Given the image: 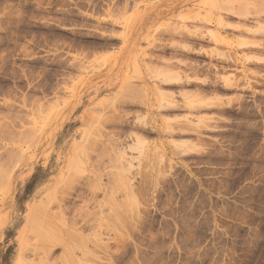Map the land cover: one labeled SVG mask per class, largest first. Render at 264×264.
<instances>
[{
    "label": "rangeland",
    "instance_id": "374dc122",
    "mask_svg": "<svg viewBox=\"0 0 264 264\" xmlns=\"http://www.w3.org/2000/svg\"><path fill=\"white\" fill-rule=\"evenodd\" d=\"M0 178V264H264V0H0Z\"/></svg>",
    "mask_w": 264,
    "mask_h": 264
},
{
    "label": "bare ground",
    "instance_id": "6f19581e",
    "mask_svg": "<svg viewBox=\"0 0 264 264\" xmlns=\"http://www.w3.org/2000/svg\"><path fill=\"white\" fill-rule=\"evenodd\" d=\"M262 3H263V2H262ZM260 11H261V10H260ZM262 12H263V11H262ZM243 13H244V12H243ZM256 13H257V12H256ZM75 168H76V167H75ZM75 173H76V172H75ZM0 179H1V178H0ZM67 179H68V178H67ZM69 179H70V178H69ZM2 180H4V178H3ZM2 184H3V183H2ZM58 184H59V183H58ZM63 187H64V186H63ZM55 188H56V187H55ZM60 189H61V188H60ZM58 192H59V191H58ZM49 194H50V193H49ZM58 194H59V193H58ZM60 194H61V193H60ZM54 196H55V195H54ZM56 197H57V196H56ZM58 197H59V195H58ZM44 198H45V197H44ZM47 199H48V198H47ZM49 199H50V198H49ZM61 200H63V199H61ZM46 201H47V200H45V202H46ZM49 201H50V200H49ZM45 202H44V203H45ZM38 204H39V203H38ZM38 204H37V205H38ZM51 204H52V202H51ZM51 204H49V205L51 206ZM59 204H60V203H59ZM42 205L46 206L45 204H42ZM44 206H43V207H44ZM50 206H49L48 209H51ZM43 207H42V208H43ZM55 207H56V206H55ZM63 207H64V206H63ZM45 208H46V207H45ZM36 209H37V208H36ZM60 209H61V207H60ZM58 210H59V209H58ZM36 211H37V210H36ZM36 211H35V212H36ZM37 212H38V211H37ZM56 215H57V214H56ZM60 215H61V214H60ZM34 216H35V215H34ZM36 218H37V217H36ZM55 218H56V217H55ZM65 218H66V217H65ZM43 220H44V219H43ZM39 221H40V220H39ZM44 222H45V221H44ZM44 222H43V223H44ZM41 223H42V222H41ZM32 224H33V223H32ZM44 224H45V223H44ZM33 225H34V224H33ZM46 225H47V224H46ZM35 226H37V225H35ZM48 226H49V225H48ZM57 226H58V225H57ZM31 227H32V226H31ZM38 227H39V226H38ZM49 227H50V226H49ZM47 228H48V227H47ZM32 229H33V228H32ZM31 231H34V230H31ZM70 231H71V230H70ZM45 232H46V231H45ZM29 233H30V232H29ZM49 233H50V232H49ZM68 233H69V232H68ZM46 234H47V232H46ZM31 235H32V236H34V235L36 236V234L33 235V233H31ZM38 235H39V234H38ZM38 235H37V237H38ZM29 236H30V235H29ZM29 236H28V237H29ZM32 236H31V237H32ZM39 236H40V235H39ZM57 236H58V235H57ZM69 236H70V235H69ZM69 236H68V237H69ZM73 236H74V235H73ZM50 237H51V236H50ZM71 237H72V235H71ZM71 237H70V238H71ZM40 238H41V237H40ZM28 239H29V238H28ZM41 239H42V238H41ZM73 239H74V238H73ZM31 240H32V239H31ZM29 241H30V240H29ZM32 242H34V238H33V241H32ZM40 242H41V241H40ZM44 242H45V241H44ZM44 242H41V243H44ZM35 243H36V242H35ZM37 243H38V241H37ZM37 245H38V244H37ZM36 247H38V246H36ZM36 247H35V248H36ZM27 248H28V247H27ZM41 249H42V247H41ZM26 250H27V249H26ZM29 250H31V248H29ZM29 250H27V251L30 253L31 251H29ZM32 250H33V248H32ZM36 250H37V248H36ZM45 250H49V249H48V248H47V249L45 248ZM24 251H25V250H24ZM27 251H26V252H27ZM40 251H42V250H40ZM51 251H53V249H51ZM36 252H37V251H36ZM42 252H44V251H42ZM48 252H50V251H48ZM23 253H24V252H23ZM29 253H28V254H29ZM32 253H33V252H32ZM38 253H41V252H37V254H38ZM45 253H46V252H45ZM24 254H25V253H24ZM35 254H36V253H35ZM37 254H36V255H37ZM41 254H44V253H41ZM33 255H34V254H33ZM36 255H35V256H36ZM35 256H34V257H35ZM42 256H44V255H42ZM42 256H40V259H41ZM50 256H51V255H50ZM36 257H37V256H36ZM46 257H47V256H46ZM51 257H52V256H51ZM26 258H28V257H26ZM29 258H30V257H29ZM32 258H33V256H32ZM37 258H38V257H37ZM67 258H68V257H67ZM70 258H71V257H70ZM70 258H69V259H70ZM34 259H35V258H34ZM38 259H39V258H38ZM38 259H36V260H38ZM43 259H44V257H43ZM43 259H41V260H43ZM47 260H48V257H47ZM18 261H19V260H18ZM45 261H46V260H45ZM61 261H62V260H61ZM16 262H17V261H16ZM20 262H21V261L17 262V264H20ZM34 262H35V261H34ZM64 262H65V261H64ZM22 264H23V263H22ZM27 264H28V263H27ZM30 264H31V262H30ZM34 264H35V263H34ZM36 264H37V263H36ZM72 264H73V263H72Z\"/></svg>",
    "mask_w": 264,
    "mask_h": 264
}]
</instances>
